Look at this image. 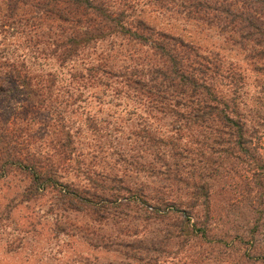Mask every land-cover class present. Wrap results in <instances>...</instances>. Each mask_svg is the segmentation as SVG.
Listing matches in <instances>:
<instances>
[{
  "label": "trees",
  "instance_id": "trees-1",
  "mask_svg": "<svg viewBox=\"0 0 264 264\" xmlns=\"http://www.w3.org/2000/svg\"><path fill=\"white\" fill-rule=\"evenodd\" d=\"M150 2L214 28L239 50L247 68L154 27L141 16L136 0H0L1 37L11 31L22 36L26 48L14 53L0 47V176L7 184L12 173L22 178L18 202L12 205L24 204L22 226L34 227L29 203L45 196L47 212L58 218L54 231L65 230L58 220L69 212H85L91 222L127 212L145 199L144 187L125 179L131 168L158 178L161 184L152 198L163 208L168 205L164 193L173 196V206L183 203L186 213H208L216 193L247 201L257 215L264 211V0ZM47 57L73 65L65 92L72 101L96 88L92 99L105 104L114 99L116 105L127 99L150 118L167 119L165 133L150 129L149 116L137 115L140 119L125 136L110 119L87 116L85 126L97 137L85 162L87 155L76 145L78 127L65 124L63 110L48 102L50 72L31 68L30 58ZM11 89L20 101L13 105L17 112L4 115L2 104L5 99L10 103ZM44 107L50 108L52 121L46 125L55 136L48 142L33 133L40 125L35 112ZM121 139L132 151L127 156ZM103 148L115 154L119 174L92 169L95 152ZM142 150L150 155L145 165ZM70 174L81 177L82 184L67 179ZM214 184L218 187L211 190Z\"/></svg>",
  "mask_w": 264,
  "mask_h": 264
},
{
  "label": "rangeland",
  "instance_id": "rangeland-1",
  "mask_svg": "<svg viewBox=\"0 0 264 264\" xmlns=\"http://www.w3.org/2000/svg\"><path fill=\"white\" fill-rule=\"evenodd\" d=\"M136 2L137 10L142 9L141 16L154 27L177 34L202 51L217 53L224 61L232 62L242 69L247 68L239 50L229 47L214 28L185 19L179 14H171L150 0ZM10 32H4V37L0 33V47L13 48L14 53L26 52L22 36ZM29 60L31 63L33 61L31 68L36 71L50 72L53 84L48 102L63 110L65 124L72 128L78 127L76 145L82 151V156L87 155L85 162H88L87 159L93 153L91 151L95 149L97 137V133L85 126L87 116L103 122L110 119L111 124L122 127L124 136L140 119L137 115L149 116L127 99H121L120 105H116L117 100L114 99L110 100V104L92 99L89 95L96 88L85 90L72 101L73 98H68L65 93L70 89L73 68L69 61L58 65L49 57ZM8 94L10 103L5 99L2 104L5 106L4 115H8L9 111L17 112H14L13 105L18 104L21 96L15 89H11ZM107 97L112 98L111 94ZM49 114L52 115L47 107L35 112L40 125L38 128L36 126L33 133L41 142H48L55 137L52 127L46 125L47 121H52L48 120ZM14 120L17 121L15 117ZM149 120L150 129L157 128L160 133L168 126L167 119L156 121L149 116ZM121 141L127 156L132 151L127 149V141ZM141 152V161L145 165L150 161V155L145 150ZM109 153L106 148L95 152L92 169L110 175L119 174V162L115 160V154ZM138 171L129 169L125 179L131 185L144 187V200L133 204L127 212L109 214L96 222H91L85 212H69L58 220L65 228L62 231L53 230L54 220L58 218L46 210L48 196L35 204L29 203L34 209L37 223L32 229L22 226L21 218L26 214L24 204L12 208L18 202L22 178L12 173L9 176L11 183L7 184L0 176V264H264V211L257 215L249 210L247 201L216 193L210 197L209 208L212 210L208 213L201 210L186 213L182 210L183 203L173 206V196L164 193L161 196L168 205L163 208L152 198L156 185L161 184L158 178L141 169ZM71 175L67 179L82 184L81 177L74 178ZM217 187L214 184L211 190ZM121 193L128 197L125 192ZM261 204L264 207V201ZM146 206L147 209L153 206L157 210L145 211L143 208ZM88 237L92 240L88 241Z\"/></svg>",
  "mask_w": 264,
  "mask_h": 264
}]
</instances>
